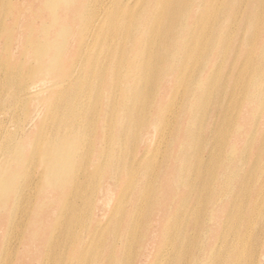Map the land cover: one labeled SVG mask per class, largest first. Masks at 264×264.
I'll use <instances>...</instances> for the list:
<instances>
[{"label":"bare ground","instance_id":"6f19581e","mask_svg":"<svg viewBox=\"0 0 264 264\" xmlns=\"http://www.w3.org/2000/svg\"><path fill=\"white\" fill-rule=\"evenodd\" d=\"M241 1L0 0V264H264Z\"/></svg>","mask_w":264,"mask_h":264},{"label":"rangeland","instance_id":"374dc122","mask_svg":"<svg viewBox=\"0 0 264 264\" xmlns=\"http://www.w3.org/2000/svg\"><path fill=\"white\" fill-rule=\"evenodd\" d=\"M242 3V4H241ZM238 4V3H237ZM239 4H241L240 6H239V12L242 14V17H240V19L239 20H241V19H243V18H245V16H246V13L248 14L249 13V8L248 7H246V5H245V2L244 1H241V0H239ZM243 5H245V7H246V9L245 8H243ZM227 6H228V4H227ZM245 9V10H244ZM258 9H259V14H258V19L260 18V14L262 13L263 15H264V0H263V2L262 3H260L259 4V7H258ZM257 11V10H256ZM262 23H264V21H261ZM232 28H236L235 26L234 27H232ZM264 30V26L262 25L261 27H258L257 28V30ZM234 32H236V34H235V37L236 36H238L239 34H241V30H239V29H237V30H235ZM233 32V33H234ZM230 34H232L231 32H230ZM232 46H234V44H232ZM246 55H248L247 53H246ZM245 65L246 66H248V64L247 63H245ZM264 96V95H263ZM234 103V101H231V97H227V99L226 100H224L223 101V103H222V110H224V109H226L227 107H229L230 105H232ZM262 105V104H261ZM217 106V105H216ZM221 121V120H220ZM257 121V120H256ZM262 123H263V121H262ZM261 123V124H262ZM151 132H152V129H151ZM248 133H254V135H252L251 134V136H249L247 139H246V141H244V142H251L250 144L251 145H253V144H255V143H259V140L261 139L262 140V138L264 137V125H260L258 128H252L251 127V130L248 132ZM250 156V158H249V161H251L252 160V156L251 155H249ZM255 161V158L253 157V160H252V162H254ZM257 166L259 167V168H261L262 167V165L261 164H257ZM98 212V215L99 216H101V217H103L104 216V212L102 211V210H98V209H94L93 208V213L94 212ZM96 212V213H97ZM20 231V228H17L16 229V231H14V233H16V234H14L15 236L18 234L17 232H19ZM14 235H12L10 238V240H9V245L11 246V247H14V245H17V246H19V248H23V245L18 241V239L19 238H15V236ZM17 239V240H16ZM15 241V242H14ZM18 241V244H16V242ZM13 245V246H12ZM16 246V247H17ZM16 259H17V257H16ZM16 259H15V261H16Z\"/></svg>","mask_w":264,"mask_h":264}]
</instances>
